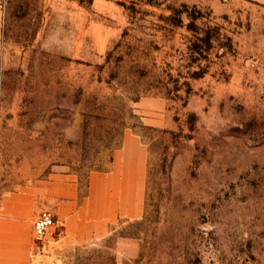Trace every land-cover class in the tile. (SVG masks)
<instances>
[{"label":"rangeland","instance_id":"obj_1","mask_svg":"<svg viewBox=\"0 0 264 264\" xmlns=\"http://www.w3.org/2000/svg\"><path fill=\"white\" fill-rule=\"evenodd\" d=\"M124 151L141 205L35 264H264L263 4L0 0V204L51 213Z\"/></svg>","mask_w":264,"mask_h":264},{"label":"crops","instance_id":"obj_2","mask_svg":"<svg viewBox=\"0 0 264 264\" xmlns=\"http://www.w3.org/2000/svg\"><path fill=\"white\" fill-rule=\"evenodd\" d=\"M264 5V0H254ZM139 153V152H138ZM140 154V153H139ZM143 157L132 162L124 151L116 156L109 172L90 175L87 195L80 194L77 185L69 181L67 188L55 192L56 206L51 212L64 225L62 237L50 239L45 247L52 250L61 241H80L86 231L104 235L118 216L131 214L133 207L141 205V186L134 190L133 176L142 181ZM136 191V192H134ZM136 194V196L134 195ZM51 191V197H53ZM33 196L14 194L5 197L0 204V264H35L39 247L34 238V222L38 208ZM64 237V240H63ZM123 250L132 254L133 243Z\"/></svg>","mask_w":264,"mask_h":264},{"label":"built area","instance_id":"obj_3","mask_svg":"<svg viewBox=\"0 0 264 264\" xmlns=\"http://www.w3.org/2000/svg\"><path fill=\"white\" fill-rule=\"evenodd\" d=\"M57 222L55 217L48 212L41 213L34 222L35 242L46 245L55 236Z\"/></svg>","mask_w":264,"mask_h":264}]
</instances>
